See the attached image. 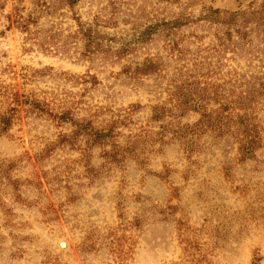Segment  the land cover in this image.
Instances as JSON below:
<instances>
[{
  "label": "rangeland",
  "instance_id": "rangeland-1",
  "mask_svg": "<svg viewBox=\"0 0 264 264\" xmlns=\"http://www.w3.org/2000/svg\"><path fill=\"white\" fill-rule=\"evenodd\" d=\"M0 264H264V0H0Z\"/></svg>",
  "mask_w": 264,
  "mask_h": 264
}]
</instances>
